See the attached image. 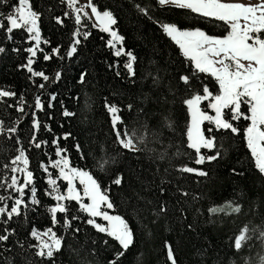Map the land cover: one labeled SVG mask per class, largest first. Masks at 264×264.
Returning <instances> with one entry per match:
<instances>
[{
    "label": "trees",
    "instance_id": "obj_1",
    "mask_svg": "<svg viewBox=\"0 0 264 264\" xmlns=\"http://www.w3.org/2000/svg\"><path fill=\"white\" fill-rule=\"evenodd\" d=\"M91 2L98 10L110 11L116 19L113 27L122 38L123 52H131L136 57L133 61L135 76L125 68L128 57H118L113 52L108 34L96 28L88 18H83V27L77 25L71 9L61 0H30L33 9L40 14L39 48L43 49L33 58L31 67L34 72L43 71L49 76L47 82L24 67L31 55L26 50L35 46L29 39L30 34L23 29L15 30L12 39H7L0 30V47L5 48V52L0 53V91L12 90L17 97L23 96L29 105H34L35 96L40 94L44 104L43 110L28 107L25 108L28 115H21L13 107L0 103V119L7 124L20 121L17 135L20 146L26 150L27 167L33 173L36 188L35 197L30 192L31 186L25 188L26 206H22L21 215L7 225L15 232L8 241L0 242V264H10V261L22 264V257L32 264H108L114 253L121 250L113 238L87 225L89 217L80 211L76 201H65L69 205L67 217L79 216V220L73 221V228L81 231L74 233L66 229L63 213H57L59 223L53 225L50 208L57 202L53 199L55 193L46 194L50 189L49 177L42 164L59 159L57 145L52 143L57 138L59 147L67 150L70 166L89 171L114 203L110 211L127 219L135 230L134 244L123 264H136V261L170 264L166 243L173 247L178 264H260L264 240L255 232L241 249L234 247L235 237L245 226L264 228V174L255 167L245 142L244 128L248 120L241 118L234 122L239 129L235 134L230 130H217L205 121L202 130L208 135L207 129H213L211 135L216 139L221 156L203 165L194 163L197 153L187 148L184 101L200 92L203 84L213 89L214 79L198 73L161 28L163 23H175L181 29L198 27L208 34L222 36L226 25L189 10L159 6L156 0ZM16 3L17 0H8V4H0V12L8 13ZM135 4L150 6L151 10L145 15ZM65 12L69 13L67 17ZM57 18L63 23H58ZM78 28L87 32V36L74 37ZM75 39H79L76 52L66 56ZM55 48L60 49L59 56L45 60L44 55L51 54ZM57 72L59 79H55ZM182 76H189L190 83L182 82ZM41 83L45 84L43 90L37 87ZM50 96L56 99L50 101ZM6 103L13 105L15 99L9 98ZM129 104L133 105L131 110L127 108ZM108 106L120 110L117 114L124 124L118 127L146 135V147L140 145L144 151L133 154L116 143ZM246 109L243 105L242 111L247 113ZM65 111L74 115L66 117ZM32 112L41 125L36 134L37 141L43 142L41 148L30 144ZM225 118L231 120L227 110ZM169 121L174 122V130L166 126ZM69 133L71 135L64 139ZM76 144L80 145L79 151ZM177 149L184 154L176 156ZM201 152L215 154L214 150L201 149ZM161 153H166L164 159H160ZM17 154L15 138L0 136V165L8 164ZM108 156L114 160L101 172L97 165L102 157ZM184 165L207 175L181 173L178 169ZM49 171L53 178L57 177L58 169L49 168ZM119 174L123 175L122 184L116 186L112 181ZM8 175H17L21 184L25 176L0 168V176ZM58 184L63 193L66 182L59 180ZM182 192L188 195L183 196ZM162 202L168 211L157 217L155 213ZM229 202L240 205L241 211L215 214L209 211ZM48 227L58 237H64L62 250L54 261L37 257L32 247L38 242L30 235L31 231Z\"/></svg>",
    "mask_w": 264,
    "mask_h": 264
},
{
    "label": "snow or ice",
    "instance_id": "obj_2",
    "mask_svg": "<svg viewBox=\"0 0 264 264\" xmlns=\"http://www.w3.org/2000/svg\"><path fill=\"white\" fill-rule=\"evenodd\" d=\"M159 6L167 8H175L189 10L192 13L198 14L205 18H214L227 25V34L223 37L211 36L203 30L197 28L192 30L181 29L175 23L162 24V30L167 34L182 50L184 57L188 58L195 67L198 73L209 74L215 78L219 86L218 94H213L205 85L203 94H194L191 98L184 101L188 106L191 115L190 124L187 126V148L195 150L197 158L194 160L196 165H203L207 161H215L221 156V152L217 147L215 137L211 135L213 129L208 128L205 135L201 125L208 121L214 125L217 130H230L232 133H238L239 129L234 126V122L241 118L250 121L245 129L247 147L251 150L252 156L255 158V166L261 173H264V0H258L257 3H242L235 0H156ZM61 3H66L76 15L75 23L83 27V18H88V13L83 7H75L77 0H61ZM0 4H8V0H0ZM138 11L147 15L151 8L150 6L134 5ZM92 13L103 25V31L110 32L113 37L109 41L110 45L115 46V41L122 39L118 37L117 32L111 29L112 25L116 24V19L110 11L99 12L96 6H91ZM68 12L64 13L67 17ZM40 14L34 9L30 0H17L16 5H13L8 13L0 12V30L4 31L7 39H12V33L15 30H26L30 34L29 39L35 41L34 47H29L26 51L31 55L28 58L27 67L29 73L33 76L42 78L44 81H49V76L43 71L34 72L31 65L34 63V57L37 52H43L39 48L40 29L38 20ZM58 23H63V20L57 18ZM87 32H82L78 28L74 32V37L87 36ZM48 43V41H44ZM79 39H75L71 50L66 53V56H72L76 52V44ZM5 52V48L0 47V53ZM60 49L55 48L51 54H45L44 59L50 60L53 56H59ZM116 56L126 55L129 57L125 68L128 69L130 75L135 76L133 70V61L136 57L131 52H121L118 50ZM63 58V57H61ZM60 78V73L57 72L55 79ZM84 76L82 74L81 81ZM182 82L190 83L189 76H182ZM154 82H156L154 80ZM41 90L45 88V84L37 85ZM9 98L15 99V104L7 105L6 101ZM50 101L56 99L55 96H50ZM209 100V107L214 110L215 115H209L201 110V102ZM0 103H4L7 107H13L21 115H28L25 108L33 107L37 110H43L44 104L41 95L37 94L34 99V105H29L24 100L23 96L17 97V94L12 90L0 91ZM18 105V106H17ZM247 106V113L242 111V106ZM51 107V103H49ZM133 105H127L131 110ZM112 113L111 123L113 132L116 136V143L133 154L144 151L140 145H147L148 140L146 135L138 134L136 131H129L126 128L123 130L118 125H123L124 122L120 115V111L115 106H108L107 109ZM226 110L231 113V120L225 118ZM66 117L73 116L74 113L65 111ZM33 116L32 129L33 135L30 138V144L35 148H41L43 142H38L36 134L41 125L36 118L35 112ZM20 121H13L11 124L5 123L0 119V136H5L9 139L15 138L17 143V155L9 161L8 164L0 165L5 172L8 173H24V180L21 184L17 175L0 176V242H6L9 236L14 234L15 230H9L7 225L16 216L21 215L22 206H26L24 200L25 188L30 187V192L33 197L36 194V188L33 184V173L28 170L29 160L25 154V149L20 146L18 137V125ZM174 130V122L169 121L166 125ZM51 130L50 128L48 129ZM147 132V128H145ZM71 134H66L64 139H67ZM59 138L54 139L52 143L57 145L56 155L59 159L51 161L48 165L42 164L44 171L48 174V184L50 189L47 195L53 196L57 202L55 206L50 208L53 225L59 223L56 219L57 213L65 214L64 227L72 230L74 233H79L81 229L73 228V221L80 219L79 216L67 217L69 205L65 203L76 201L79 202L80 211L87 213L89 218L86 220L87 225L93 226L99 233L107 234L113 238L120 246V251L115 252L108 264H123L124 257L127 251L134 244L135 230L121 215L110 214L109 211L114 208V203L111 201L107 191L101 190V185L94 179L89 171L80 170L76 167H71L69 159L66 155V149L59 147ZM75 147L79 151L80 145ZM201 149L214 150V155H206L201 152ZM179 149L175 152L176 156L183 155ZM166 153H161L160 159H164ZM111 156L102 157L98 163L101 172L107 170L113 162ZM23 165L21 167L20 165ZM51 169H58L56 178L52 177ZM178 171L181 173H195L199 176L207 175L206 172L187 165L181 166ZM235 172V169L233 170ZM243 174V173H238ZM123 175L119 174L112 181L116 186L122 184ZM67 182V188L64 193H61L58 181ZM82 185V191L76 188V182ZM164 189L161 188V192ZM187 196V192L181 193ZM84 198L90 202L84 203ZM33 203H39L33 200ZM107 209V210H105ZM230 210L233 213H239L241 206L235 202H229L224 207H213L209 211L213 214ZM168 208L165 203H161L159 211L155 213L157 217L167 213ZM96 218H102L106 221V225L98 223ZM145 227H147L145 225ZM189 227H191L189 225ZM255 232L257 237L264 240V228L257 229L245 226L234 239V247L239 250L242 246L251 239V234ZM30 235L35 238L38 243L32 247L36 249L35 255L40 258L55 260L56 254L62 250L64 237H58L52 228H48L44 232L33 230ZM43 237H48L44 239ZM95 243V242H93ZM107 246V240L104 241ZM167 258L170 264H178L173 247L166 243ZM10 264L12 262L10 261ZM22 264H32L30 260L22 257ZM136 264H139L136 261ZM260 264H264V256L260 257Z\"/></svg>",
    "mask_w": 264,
    "mask_h": 264
},
{
    "label": "rangeland",
    "instance_id": "obj_3",
    "mask_svg": "<svg viewBox=\"0 0 264 264\" xmlns=\"http://www.w3.org/2000/svg\"><path fill=\"white\" fill-rule=\"evenodd\" d=\"M235 2H242V3H245V4H247V3H253V4H255V3H257L258 2V0H235ZM91 6H93V3L91 2V0H77V3H76V5H75V7H77V8H80V7H83L84 8V11L85 12H87L88 13V19L91 21V23L96 27V28H98L99 30H101V31H103V25L100 23V21L96 18V16H95V14L94 13H92V11H91ZM99 12H101V13H103L104 11H108V10H98ZM71 12H72V15H73V17H75V15H76V13L71 9ZM75 20V19H74ZM163 24H165V23H163ZM162 25V24H161ZM225 26V25H224ZM226 27V31H225V33L222 35V36H220V37H223L224 35H226L227 34V25L225 26ZM162 28V27H161ZM198 27H193V28H182V29H185V30H192V29H197ZM111 29L113 30V31H116V29L113 27V25L111 26ZM199 29H201V28H199ZM201 30H203V29H201ZM204 31V30H203ZM103 32H105V31H103ZM205 32V31H204ZM106 34H108V37H109V40L108 41H112L113 40V37L111 36V33L110 32H105ZM206 33V32H205ZM166 34V33H165ZM206 34H208V33H206ZM117 35H118V33H117ZM167 35V34H166ZM208 35H211V36H218V35H214V34H208ZM118 37H119V35H118ZM170 38V37H169ZM171 39V38H170ZM172 40V39H171ZM173 41V40H172ZM35 42V41H34ZM174 43H175V41H173ZM110 44V43H109ZM176 44V43H175ZM177 45V44H176ZM178 47H179V45H177ZM111 47H112V49H113V52L114 53H116L118 50H120L121 52H123V49H122V47L120 46V39L119 40H116L115 41V46H112L111 45ZM180 49V48H179ZM180 51H181V53H182V50L180 49ZM183 54V53H182ZM188 59V58H187ZM128 61H129V57H128ZM128 61H127V63H128ZM191 62V61H190ZM191 65L193 66V68L195 69V67H194V64L191 62ZM209 75V74H208ZM209 76H211V75H209ZM212 77V76H211ZM213 79H214V86H213V89H211L210 88V86L208 85V84H203L202 85V88H201V91L200 92H197V93H193L191 96H189V97H187L186 99H188V98H191L194 94H203V87L206 85L208 88H209V90L215 95V94H218V92H219V86H218V83H217V81L215 80V78L214 77H212ZM185 99V100H186ZM209 100H204V101H202L201 102V105H200V107H201V110L202 111H205V112H207V114H209V115H215V112H214V110L213 109H211L210 107H209ZM185 106H186V112H187V124H186V130H187V126L190 124V120H191V115H190V112H189V110H188V106L185 104ZM108 113H109V116H110V120H111V117H112V113H110L109 111H108ZM249 123H250V121H248L247 122V124H246V126H245V128H244V137H245V142H246V145H247V140H246V135H245V129L248 127V125H249ZM112 124V123H111ZM201 127H202V125H201ZM186 141H187V137H186ZM249 149V148H248ZM249 151H250V153H251V150L249 149ZM251 156H252V154H251ZM252 158H253V162H254V165H255V158L252 156ZM256 167V166H255ZM80 170H83V169H80ZM85 171H87V170H85ZM264 174V173H263ZM66 182V181H65ZM76 188L78 189V190H81L82 191V185H80L79 184V182L77 181L76 182ZM66 188H67V182H66V187H65V190H64V192L66 191ZM63 192V193H64ZM90 201L87 199V198H84V203H89ZM77 204H78V206H79V202H77ZM105 210H107V209H105ZM107 211H109L110 212V214H113V215H117V214H115V213H112L110 210H107ZM87 214V213H86ZM88 215V214H87ZM89 217V216H88ZM96 220H97V222L98 223H101L102 225H106L107 224V222L106 221H103L102 220V218H96ZM49 228V227H48ZM48 228H45V229H43V230H38L39 232H44V231H46ZM95 229V228H94ZM96 230V229H95ZM33 231V230H32ZM31 231V232H32ZM44 239H48V237H43ZM38 242V241H37Z\"/></svg>",
    "mask_w": 264,
    "mask_h": 264
}]
</instances>
